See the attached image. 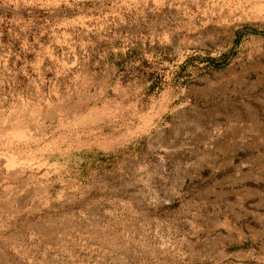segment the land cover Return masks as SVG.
<instances>
[{"label":"rangeland","instance_id":"obj_1","mask_svg":"<svg viewBox=\"0 0 264 264\" xmlns=\"http://www.w3.org/2000/svg\"><path fill=\"white\" fill-rule=\"evenodd\" d=\"M230 104L264 127V0H0V264H264Z\"/></svg>","mask_w":264,"mask_h":264},{"label":"crops","instance_id":"obj_2","mask_svg":"<svg viewBox=\"0 0 264 264\" xmlns=\"http://www.w3.org/2000/svg\"><path fill=\"white\" fill-rule=\"evenodd\" d=\"M229 106L231 107V112L227 110L226 113H221L217 107L212 108V115L209 119H207V117L210 116V111L198 110V115L200 117H205V129H207L206 126L211 128L213 125H216L215 129H218V134L216 136L209 137L210 148L208 150L212 154V161L220 159L221 167H223V163H227L229 160H231L233 164L239 154L247 147L246 144L249 141L252 142L254 140V144H256L257 148L264 147V127L260 126L256 130L253 129V127L259 126L253 124L254 122H258V118L250 116L245 117L237 106H233L232 104ZM188 115L196 119L195 114L192 116V113H188ZM221 121L225 123L221 124ZM195 123L201 125L199 120L196 122L194 120V124ZM248 136L251 137V140L246 143L245 139H248ZM258 156L264 157L262 153ZM212 161L209 163L212 164Z\"/></svg>","mask_w":264,"mask_h":264}]
</instances>
